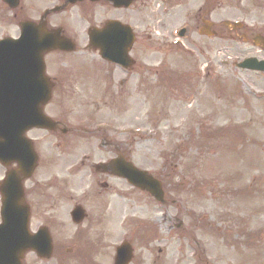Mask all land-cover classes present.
I'll use <instances>...</instances> for the list:
<instances>
[{
    "label": "rangeland",
    "instance_id": "374dc122",
    "mask_svg": "<svg viewBox=\"0 0 264 264\" xmlns=\"http://www.w3.org/2000/svg\"><path fill=\"white\" fill-rule=\"evenodd\" d=\"M256 4L218 17L244 25L232 40L193 35L185 50L142 53L155 65L165 59L169 71L161 75L171 84L180 75L181 85L160 76L143 105L130 94L117 103V156L162 176L167 204L157 206L117 179V238L104 243L111 248L96 253L94 264L112 262L123 241L133 247L132 264H264V73L235 67L249 57L264 60V47L251 43L259 35L264 45V0ZM2 10L0 1V38L16 30L2 23ZM4 172L0 165V181ZM143 219L158 231L152 243L133 234ZM26 264L56 263L28 256Z\"/></svg>",
    "mask_w": 264,
    "mask_h": 264
},
{
    "label": "flooded vegetation",
    "instance_id": "af4514ba",
    "mask_svg": "<svg viewBox=\"0 0 264 264\" xmlns=\"http://www.w3.org/2000/svg\"><path fill=\"white\" fill-rule=\"evenodd\" d=\"M15 1L14 8L2 4V23L7 29L16 28L5 38H18L20 25L32 23L74 49L43 56L45 88L39 84L35 93L48 89L49 99L41 110L51 124L48 129L25 133L37 155L32 176L22 182L23 202L29 208L28 229L30 233L47 232L52 243L51 259L36 260L66 264L74 257L79 264H94L96 253L111 248L104 243L117 238V103L124 104L129 94L141 103L160 76L170 87L181 85L180 75L172 84L169 75H161L169 71L165 59L155 65L142 53L185 50L193 35L209 43L232 40V31L223 22L219 27L218 17H231L247 6L255 8L260 0ZM117 24L124 26L123 38L132 40V63L127 69L99 56L78 57L98 55L89 47L92 29L103 31L101 43L115 44ZM219 28H224L225 36H218ZM242 39L248 41L244 35ZM155 204L163 208L167 202ZM28 256L35 258L27 252L23 264ZM139 264L149 263L141 259Z\"/></svg>",
    "mask_w": 264,
    "mask_h": 264
},
{
    "label": "water",
    "instance_id": "95a60500",
    "mask_svg": "<svg viewBox=\"0 0 264 264\" xmlns=\"http://www.w3.org/2000/svg\"><path fill=\"white\" fill-rule=\"evenodd\" d=\"M8 2L9 0H3ZM13 7V3H10ZM21 38L12 45L0 42V163L7 166L13 162L17 164L16 171H10L0 186L1 201V225H0V264H21L23 255L28 250H33L39 257L49 258L51 254V242L46 234L37 233L29 235L27 230L28 208L22 203L21 176H29L35 166V155L31 146L26 142L22 134L27 128L45 126L43 117L38 108L40 98L33 108L20 107V97L10 89L24 80L23 72L34 70L37 82L40 74H43L42 55L45 52L60 47L58 40L44 32L42 29L34 28L31 24L21 25ZM232 29L239 28V24L230 26ZM95 49L99 47L98 35H90ZM116 50L103 56L121 61L126 57V49L117 40ZM27 51L30 56H9L2 51ZM239 69L264 72V61L246 59L237 65ZM27 72L26 74H28ZM44 81V80H43ZM10 83L13 86H8ZM15 85V86H14ZM34 97L28 98L33 101ZM21 109V110H20ZM40 122V123H39ZM117 176L126 179L131 185L145 190L160 200L161 191L157 181L151 179L146 173L136 170L132 165L117 159ZM131 259V248L123 243L117 248V256L114 264H128Z\"/></svg>",
    "mask_w": 264,
    "mask_h": 264
}]
</instances>
